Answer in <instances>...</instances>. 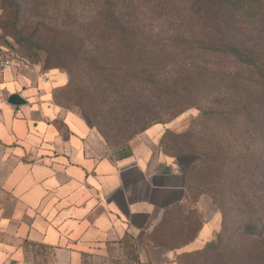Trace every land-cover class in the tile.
<instances>
[{"label": "trees", "instance_id": "trees-1", "mask_svg": "<svg viewBox=\"0 0 264 264\" xmlns=\"http://www.w3.org/2000/svg\"><path fill=\"white\" fill-rule=\"evenodd\" d=\"M38 1L32 10H39V21L31 31L24 35L16 22L15 44L4 41L0 46L14 62L37 65L38 55L30 46L49 33L35 46L57 61L45 70L68 73L67 84L54 94L57 103L59 92L77 93L81 83L75 67L89 77L100 97L111 99L113 123L107 124V131L122 126L126 140L154 125H166L191 108L200 111L201 132L178 135L193 142L173 154L159 149L172 159L195 160L184 174L190 206L163 215L157 247L179 250L196 237L201 221L195 204L206 195L220 215V230L202 249L178 255L177 264H264V181L259 182L264 179L253 175L264 170L249 161L255 158L252 152H245L247 139L258 136L264 155V0ZM55 1L64 4L50 5ZM13 10L19 17L29 11L20 3ZM56 48L65 50L59 53ZM91 125L108 143V132ZM170 134L165 128L158 148ZM239 144L244 152L237 154ZM227 204L241 217L234 236L224 243ZM119 244L128 257L126 264H140L133 239L125 237Z\"/></svg>", "mask_w": 264, "mask_h": 264}, {"label": "crops", "instance_id": "crops-1", "mask_svg": "<svg viewBox=\"0 0 264 264\" xmlns=\"http://www.w3.org/2000/svg\"><path fill=\"white\" fill-rule=\"evenodd\" d=\"M67 82L61 70L16 62L0 77V264L126 262L125 237L140 264H176L181 253L212 241L220 215L201 195L196 237L179 250L157 247L163 215L189 208L184 174L195 157L165 156L162 125L110 157L84 115L55 101ZM13 94L24 103L10 105Z\"/></svg>", "mask_w": 264, "mask_h": 264}, {"label": "rangeland", "instance_id": "rangeland-1", "mask_svg": "<svg viewBox=\"0 0 264 264\" xmlns=\"http://www.w3.org/2000/svg\"><path fill=\"white\" fill-rule=\"evenodd\" d=\"M48 0L44 1V4H46ZM57 2V6H61L64 4V1H55L51 2L50 5L53 3ZM15 3H20L21 5L25 6L29 9L28 13L25 14L22 17L15 16L14 14V4ZM40 1L38 0H0V42L4 44V41L15 44L12 39V35L17 31L15 28V25L17 24L16 22L19 23L20 21V29L24 31V35H27L29 31L33 28V23L36 21H39V16L37 13H39V10H32L35 6L40 5ZM49 33L46 34V37H48ZM45 36H42L40 38L42 41L45 40ZM37 40L36 43L33 46H30L32 48V52L36 55H38L39 63L37 65H40L42 69L45 70L46 66L48 67L49 65H57V61H55V58H50L47 59V53L44 49L41 48H36L35 45H41V42ZM45 43V42H44ZM18 50H21L19 46H16ZM46 49V48H45ZM57 52L63 53L65 49L63 48H56ZM25 63V62H24ZM69 65V64H68ZM71 67V66H69ZM74 69V72L76 75L78 74L77 80L80 84V87H78V91L76 94H72L70 91L68 92H59V102L63 104L66 108H75L78 111H80L84 117L90 122V124L95 123L100 129L108 132V143H106L98 130L97 133L100 135L102 138L107 154L110 157H119L121 155L126 154L129 149L131 142L136 138L133 137L131 140H126L125 134L126 132L123 130L122 126L120 127L119 130H117L115 127L110 128L111 131H107L109 122H112V117L109 116V105L111 104V99L108 97H100L97 92L92 88V86L88 83L89 77L87 75H83L82 72L78 71V68L72 67ZM61 70L68 74L66 70L64 69H57ZM80 75V76H79ZM68 76V75H67ZM205 105V104H204ZM87 111L92 118V121L88 118V116L83 112ZM199 116H200V111L196 108H191L184 112L182 115L177 117L176 119L172 120L171 122L167 123L166 125H162L163 128H169L171 134L168 135L162 143H160L159 149L162 148L164 149L165 152L169 154H173L179 149L181 146L189 145V143L193 142L192 139L188 138H183L179 137L178 135L184 133V132H191L193 134H196L199 131V128L201 127L200 121H199ZM117 125V124H115ZM119 125V124H118ZM110 127V126H109ZM119 127V126H118ZM203 137V135H202ZM220 139V138H218ZM228 139L230 141H234V137L230 136ZM227 139V140H228ZM243 141L242 138L238 139V143ZM261 139L260 137H252L251 139H247V147L248 149L245 152H252L253 155H255V158L249 159L250 162H255L257 165H261L264 170V155L262 153V145H261ZM241 144L238 145L237 149H239ZM235 154V149L233 150ZM239 152H244L243 150L239 149ZM233 154V153H232ZM228 159L224 163H227ZM247 163V162H246ZM247 167H244V169H240L239 174L243 173ZM255 177V180L257 179H264V174L258 175V174H253ZM250 177V176H249ZM243 178L245 181H248L245 175H243ZM252 178V177H250ZM254 179V178H252ZM264 180H261L259 182H262ZM250 192V191H249ZM229 192L226 193V197L223 198L225 201L228 200L229 198ZM250 197V193H248ZM227 204L228 206V219H227V230H224V233H222V241L224 243L227 241L228 236L231 238L234 236V230L235 227L239 223V214L233 209V204ZM233 241V240H232ZM177 264V261H175ZM121 264H126L125 262H121Z\"/></svg>", "mask_w": 264, "mask_h": 264}, {"label": "built area", "instance_id": "built-area-1", "mask_svg": "<svg viewBox=\"0 0 264 264\" xmlns=\"http://www.w3.org/2000/svg\"><path fill=\"white\" fill-rule=\"evenodd\" d=\"M14 67V60L5 48L0 46V77Z\"/></svg>", "mask_w": 264, "mask_h": 264}, {"label": "water", "instance_id": "water-1", "mask_svg": "<svg viewBox=\"0 0 264 264\" xmlns=\"http://www.w3.org/2000/svg\"><path fill=\"white\" fill-rule=\"evenodd\" d=\"M10 105H21L24 103L23 99L18 94L10 95L7 101Z\"/></svg>", "mask_w": 264, "mask_h": 264}]
</instances>
